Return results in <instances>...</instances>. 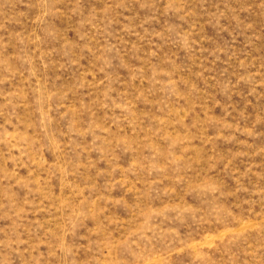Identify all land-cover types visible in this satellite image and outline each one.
I'll list each match as a JSON object with an SVG mask.
<instances>
[{
	"label": "rangeland",
	"instance_id": "374dc122",
	"mask_svg": "<svg viewBox=\"0 0 264 264\" xmlns=\"http://www.w3.org/2000/svg\"><path fill=\"white\" fill-rule=\"evenodd\" d=\"M0 264H264V0H0Z\"/></svg>",
	"mask_w": 264,
	"mask_h": 264
}]
</instances>
